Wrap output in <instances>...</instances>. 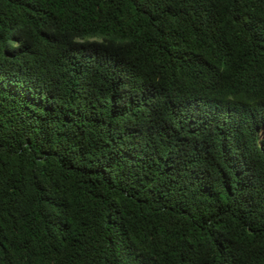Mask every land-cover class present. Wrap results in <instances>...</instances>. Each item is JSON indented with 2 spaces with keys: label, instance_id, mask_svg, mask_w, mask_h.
<instances>
[{
  "label": "trees",
  "instance_id": "obj_1",
  "mask_svg": "<svg viewBox=\"0 0 264 264\" xmlns=\"http://www.w3.org/2000/svg\"><path fill=\"white\" fill-rule=\"evenodd\" d=\"M0 264H264V0H0Z\"/></svg>",
  "mask_w": 264,
  "mask_h": 264
}]
</instances>
